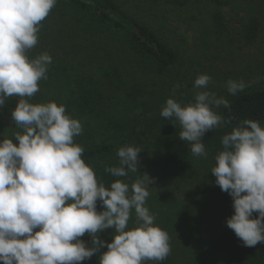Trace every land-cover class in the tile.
I'll return each instance as SVG.
<instances>
[{
  "label": "trees",
  "instance_id": "trees-1",
  "mask_svg": "<svg viewBox=\"0 0 264 264\" xmlns=\"http://www.w3.org/2000/svg\"><path fill=\"white\" fill-rule=\"evenodd\" d=\"M132 1L57 0L40 22L37 44L26 52L30 60L42 53L52 57L47 79L29 101L63 104L80 121L74 143L84 148L82 158L105 187L117 179L131 184L143 172L154 179L145 207L168 233L171 252L146 264H264V243L245 247L227 227L233 200L210 172L223 135L246 119L264 126V0H193L196 26L190 38L171 30L165 15L151 8L157 0H143L149 8L139 10ZM201 74L211 77L207 90L230 106L214 109L227 123L206 133L207 155L198 157L179 139L178 122L174 126L160 112L168 98L183 105L205 90L194 88ZM229 80L246 87L231 95ZM18 99L0 108V139L21 131L11 118ZM127 145L142 150L140 170L126 177L106 172L119 166L117 151ZM137 224L133 210L128 229ZM113 234L106 229L98 236L110 243ZM104 251L81 264H99Z\"/></svg>",
  "mask_w": 264,
  "mask_h": 264
},
{
  "label": "clouds",
  "instance_id": "clouds-1",
  "mask_svg": "<svg viewBox=\"0 0 264 264\" xmlns=\"http://www.w3.org/2000/svg\"><path fill=\"white\" fill-rule=\"evenodd\" d=\"M57 0H0V108L18 97L11 112L20 129L14 139H0V264H81L103 247L99 264H146L163 261L171 252L169 235L155 225L145 207L154 179L143 172L131 184L117 179L105 187L74 143L82 132L79 120L54 101L31 103L39 81L47 79L52 57L26 52L38 42L40 22ZM211 77L199 75L192 102L168 98L160 115L178 122L179 139L194 156H206L202 138L227 123L215 108L229 107L224 97L207 90ZM179 88L180 85H176ZM235 95L246 87L229 80ZM15 141V142H14ZM223 150L211 169L215 185L233 200L226 224L245 247L264 243V126L246 119L221 139ZM137 146L117 151L119 166L105 169L115 177L140 170ZM103 210L97 211V201ZM134 210L137 226L128 229ZM253 213L258 215L253 218ZM114 229L110 243L98 234ZM91 237V247L81 239Z\"/></svg>",
  "mask_w": 264,
  "mask_h": 264
},
{
  "label": "rangeland",
  "instance_id": "rangeland-1",
  "mask_svg": "<svg viewBox=\"0 0 264 264\" xmlns=\"http://www.w3.org/2000/svg\"><path fill=\"white\" fill-rule=\"evenodd\" d=\"M135 1V2H134ZM151 1V0H150ZM149 1V2H150ZM185 0H157L153 3L151 8H154L158 10L159 13L164 14L166 17V23L170 25L171 30H175L179 35L182 34L183 36H187L190 38L193 35V32L195 31L196 24L194 23V19L191 17L192 11V4L191 2L193 0H189L188 2L183 3ZM134 2L133 6H137L138 10L142 6H147L146 8H149L148 5L145 4L143 0H133ZM227 9V7H225ZM224 10V8H223ZM225 11V10H224ZM140 14H143L141 11H139ZM149 13H152L150 11ZM226 15V14H225ZM241 15V14H240ZM226 18L228 20L229 14L226 15ZM230 24L238 25L239 21L231 20ZM260 79V78H259ZM88 234L84 235L86 246H89L91 244V238L87 236Z\"/></svg>",
  "mask_w": 264,
  "mask_h": 264
}]
</instances>
